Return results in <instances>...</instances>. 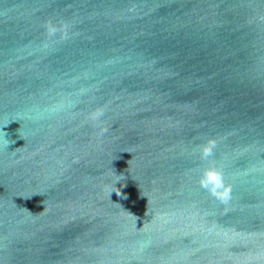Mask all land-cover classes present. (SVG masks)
Segmentation results:
<instances>
[{
    "label": "water",
    "instance_id": "1",
    "mask_svg": "<svg viewBox=\"0 0 264 264\" xmlns=\"http://www.w3.org/2000/svg\"><path fill=\"white\" fill-rule=\"evenodd\" d=\"M4 133L0 264H264V0H0Z\"/></svg>",
    "mask_w": 264,
    "mask_h": 264
},
{
    "label": "clouds",
    "instance_id": "2",
    "mask_svg": "<svg viewBox=\"0 0 264 264\" xmlns=\"http://www.w3.org/2000/svg\"><path fill=\"white\" fill-rule=\"evenodd\" d=\"M67 27L68 26L65 23L56 24L52 21H49L46 24V30L49 37H55L57 33H63V38L66 39ZM103 115L104 109L102 107L97 108L90 114V120L98 123ZM102 131H107V129L103 128ZM5 137L6 134L4 133L3 141L0 143V146L7 148L10 141ZM216 147L217 141L214 137H209L203 143L195 146L194 152L198 153L200 160L209 162L205 167L200 169L198 183L200 187L206 190L212 197L226 205L231 200L232 188L225 180L223 169L215 162ZM117 195H120V192H117Z\"/></svg>",
    "mask_w": 264,
    "mask_h": 264
}]
</instances>
